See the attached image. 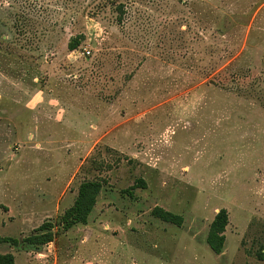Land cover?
<instances>
[{
	"label": "rangeland",
	"instance_id": "rangeland-1",
	"mask_svg": "<svg viewBox=\"0 0 264 264\" xmlns=\"http://www.w3.org/2000/svg\"><path fill=\"white\" fill-rule=\"evenodd\" d=\"M0 237L15 264H264V0H0Z\"/></svg>",
	"mask_w": 264,
	"mask_h": 264
},
{
	"label": "trees",
	"instance_id": "trees-1",
	"mask_svg": "<svg viewBox=\"0 0 264 264\" xmlns=\"http://www.w3.org/2000/svg\"><path fill=\"white\" fill-rule=\"evenodd\" d=\"M77 43L70 45V50L77 48ZM144 183L142 182V185ZM103 189L101 181H87L79 187L77 198L61 217V225L64 232L69 231L74 226L88 223V219L97 203L98 197ZM152 216L160 221L182 227L184 218L161 207H156L152 211ZM229 213L226 209H221L210 224L207 235V244L216 255H221L225 249L227 237L226 230L229 225ZM59 233L54 232V226L50 223L42 225L35 235L24 240L33 246L48 245L55 241ZM0 243H11L18 245L19 241L13 238L0 237ZM0 264H15V257L12 254L0 255Z\"/></svg>",
	"mask_w": 264,
	"mask_h": 264
},
{
	"label": "built area",
	"instance_id": "built-area-1",
	"mask_svg": "<svg viewBox=\"0 0 264 264\" xmlns=\"http://www.w3.org/2000/svg\"><path fill=\"white\" fill-rule=\"evenodd\" d=\"M90 53L88 52V55H89Z\"/></svg>",
	"mask_w": 264,
	"mask_h": 264
}]
</instances>
